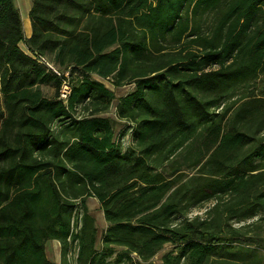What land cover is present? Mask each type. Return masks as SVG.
<instances>
[{"label": "trees", "instance_id": "trees-1", "mask_svg": "<svg viewBox=\"0 0 264 264\" xmlns=\"http://www.w3.org/2000/svg\"><path fill=\"white\" fill-rule=\"evenodd\" d=\"M28 18L25 38L0 0V264H264V0H31ZM95 78L131 87L115 118Z\"/></svg>", "mask_w": 264, "mask_h": 264}, {"label": "rangeland", "instance_id": "rangeland-1", "mask_svg": "<svg viewBox=\"0 0 264 264\" xmlns=\"http://www.w3.org/2000/svg\"><path fill=\"white\" fill-rule=\"evenodd\" d=\"M25 33L24 29H23V34ZM20 47L23 49V50H26L24 45L21 44ZM99 81H101L108 89L112 90L114 92V95H115V100L112 102V105H111V108L109 109L108 113L105 114V116L107 117H111V118H115V105H116V102H117V99L120 97V96H123L124 94H126L130 89L131 87L129 86H124V87H121V88H114L110 83L109 81H105V80H100L98 78H95ZM130 133H131V129L129 127H127V124L124 122V121H118L117 122V126H116V134H115V139L118 140L120 142L121 140V146L122 148H126L128 146V144H130ZM87 208L90 212L91 215L94 216V218L96 217H99L98 214H99V211L97 209V203L94 199L92 198H88L87 199ZM203 212V210H194L191 215H194V214H201ZM99 221V220H98ZM98 224V222L96 223V225ZM98 243V242H97ZM169 248V246H165L164 249L162 251H160L154 258V261H158L160 256ZM56 248L54 247H48V255H49V258L51 259L52 256L54 255V252H55ZM59 250V248H58ZM60 252V250H59ZM263 253V256H264V252ZM73 257L71 258H74V254H72ZM109 260H112V259H109ZM60 261V260H59ZM73 261V259L71 260ZM111 264V263H109Z\"/></svg>", "mask_w": 264, "mask_h": 264}, {"label": "crops", "instance_id": "crops-1", "mask_svg": "<svg viewBox=\"0 0 264 264\" xmlns=\"http://www.w3.org/2000/svg\"><path fill=\"white\" fill-rule=\"evenodd\" d=\"M13 3L15 5V7L17 8L18 13H19L20 18H21L22 30L24 29V31H25V33L23 35H24L25 38H28L30 36V34H31L30 21H29V18H28V13H29V10H30V7H31V0H13ZM92 199H94V198H92ZM94 200L97 203V209L99 211V214H98L99 217H97V218L95 217L94 218L95 222L96 223L98 222L97 228H98V239H99L100 234L103 231V229L105 228L106 224H105L104 219H103V214H102V212L99 209V204H98L96 199H94ZM98 243H97V246L99 245ZM48 247L56 248V250L54 252V255L52 256L51 259L49 258V255H48ZM58 248H59L58 241L51 240V241H47L46 242V244H45V255H46L47 259L50 260L51 262H55V263L59 262V260H60V252H59V250L60 249L58 250Z\"/></svg>", "mask_w": 264, "mask_h": 264}, {"label": "built area", "instance_id": "built-area-1", "mask_svg": "<svg viewBox=\"0 0 264 264\" xmlns=\"http://www.w3.org/2000/svg\"><path fill=\"white\" fill-rule=\"evenodd\" d=\"M40 60L45 62V60L42 59V58H40ZM45 64H46V66H47L50 70H52L53 72L56 73L55 69H54L51 65H49L47 62H45ZM64 75L66 76L67 74H64ZM67 90H68L67 86H66V85H63V87H62V92H61V97H62V98H65V97H66V94H67V92H68Z\"/></svg>", "mask_w": 264, "mask_h": 264}]
</instances>
